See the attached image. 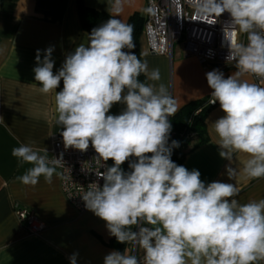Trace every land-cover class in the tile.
Listing matches in <instances>:
<instances>
[{"label":"clouds","instance_id":"1","mask_svg":"<svg viewBox=\"0 0 264 264\" xmlns=\"http://www.w3.org/2000/svg\"><path fill=\"white\" fill-rule=\"evenodd\" d=\"M108 19L87 35L54 69L53 47L36 53L34 79L39 91H55L56 124L65 149L86 152L107 162L81 196L87 210L106 222L118 243L134 244L142 255L112 251L104 264H256L264 261V198L240 203L237 178H264V0H196L200 17L230 19L223 27L229 52L226 62L236 71L225 77L219 69L206 73L210 104L219 102L224 115L210 123L221 158L233 163L247 155L242 167L226 166L230 180L205 183L201 173L175 163L169 144L177 102L160 81V70L134 51V27L121 19L130 0H106ZM146 11H151L147 9ZM245 34L247 42L240 41ZM143 74L149 82H141ZM61 81L63 88L57 92ZM125 108L109 114L114 104ZM43 153V154H41ZM12 155L31 164L17 180L36 186L61 177L59 158L49 160L46 148L20 144ZM128 162L129 171L122 167ZM136 230H133V229ZM77 255L69 257L76 264Z\"/></svg>","mask_w":264,"mask_h":264},{"label":"crops","instance_id":"2","mask_svg":"<svg viewBox=\"0 0 264 264\" xmlns=\"http://www.w3.org/2000/svg\"><path fill=\"white\" fill-rule=\"evenodd\" d=\"M81 4L108 14L106 0H81ZM146 4L147 0H130L121 19L126 22L134 13L143 17ZM88 34L80 23L78 0H0V264H71L69 257L74 253L78 254L76 264H104V257L114 250L129 253L126 244L109 234L104 220L87 209L80 212L68 202L60 188V177L54 176L53 183L48 184L41 176L34 187L18 181L17 177L33 165L21 164L12 155V149L22 143L48 150L52 140L61 137L62 129L56 124L55 91L42 94L34 79L37 50L43 59L44 50L54 48L55 72L67 54L80 43H87ZM139 53L150 69L160 70L161 79L154 83L168 88L178 110L188 101L211 98L207 72L219 69L227 78L236 71L233 63H200L195 56L185 54L178 43L171 57L149 53L142 33ZM245 78L253 82L252 76ZM62 88L61 81L56 91ZM124 108L122 103L114 104L109 114L118 115ZM223 115L217 102L204 119L205 140L197 144L199 138L192 134L180 147L184 157L179 165L198 170L206 184H235L228 178L226 166L239 169L248 158L236 153L230 164L219 155L209 124ZM237 184L240 203L264 198V178L248 180L240 176ZM15 204L31 209L44 223V229L37 234L26 232L15 214ZM136 252L142 255L140 249Z\"/></svg>","mask_w":264,"mask_h":264},{"label":"built area","instance_id":"3","mask_svg":"<svg viewBox=\"0 0 264 264\" xmlns=\"http://www.w3.org/2000/svg\"><path fill=\"white\" fill-rule=\"evenodd\" d=\"M196 0H147L143 16L142 35L145 38L149 53L172 56L173 46L178 43L185 54L195 56L200 63L207 61L226 62L229 52L224 37L223 27L230 19L227 13L221 17H200L196 11ZM240 41L247 42L246 35L240 34ZM253 82L264 85V81L252 76ZM211 98L207 99L210 106ZM1 118V110H0ZM48 157L59 158L63 154V162L57 167L62 176L60 188L68 202L78 211L86 210L82 195L93 182L103 185V179L97 177L109 166L103 159H97V153L89 146L86 152L74 148L65 149L63 139L52 140L48 148ZM15 214L23 229L30 234H37L44 229L42 223L27 207L14 205ZM133 230H136L135 228ZM136 246L129 243V254L138 255ZM139 256V255H138Z\"/></svg>","mask_w":264,"mask_h":264},{"label":"trees","instance_id":"4","mask_svg":"<svg viewBox=\"0 0 264 264\" xmlns=\"http://www.w3.org/2000/svg\"><path fill=\"white\" fill-rule=\"evenodd\" d=\"M78 1L80 23L82 28H84L88 33H90L93 28L98 27L100 24L106 22V20L109 18L107 13L86 8L81 4V0ZM143 22V17L138 13L132 14L126 21V23L131 24L134 27L133 38L135 42V48L132 51H134L139 58V37L141 35ZM139 79L141 82H145L143 74H141ZM207 99L208 98L206 97L188 101L182 105L172 117H169V120L172 124L169 144L172 140H176L180 144L178 148L173 149L171 157V159L178 165L184 157V153L180 150V147L188 141V138L192 134H196L198 136L199 140L197 144L203 142L206 138L204 119L212 107L207 103ZM107 163L109 166H111L113 162L109 160ZM122 167L125 171L130 170L128 168V162H125ZM125 244L128 247L129 243Z\"/></svg>","mask_w":264,"mask_h":264},{"label":"rangeland","instance_id":"5","mask_svg":"<svg viewBox=\"0 0 264 264\" xmlns=\"http://www.w3.org/2000/svg\"><path fill=\"white\" fill-rule=\"evenodd\" d=\"M208 62V61H207ZM211 62H216V61H211Z\"/></svg>","mask_w":264,"mask_h":264}]
</instances>
